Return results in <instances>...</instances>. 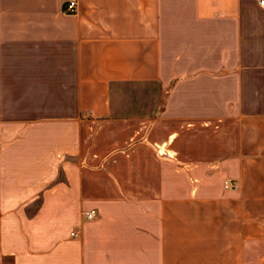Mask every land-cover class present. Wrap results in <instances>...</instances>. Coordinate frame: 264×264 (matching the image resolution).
Wrapping results in <instances>:
<instances>
[{
  "label": "crops",
  "instance_id": "obj_1",
  "mask_svg": "<svg viewBox=\"0 0 264 264\" xmlns=\"http://www.w3.org/2000/svg\"><path fill=\"white\" fill-rule=\"evenodd\" d=\"M69 1L0 0V264H264L259 1Z\"/></svg>",
  "mask_w": 264,
  "mask_h": 264
},
{
  "label": "built area",
  "instance_id": "obj_2",
  "mask_svg": "<svg viewBox=\"0 0 264 264\" xmlns=\"http://www.w3.org/2000/svg\"><path fill=\"white\" fill-rule=\"evenodd\" d=\"M258 1H259L260 5L264 8V0H258ZM75 9H76V2L74 0L69 1L68 6H67V11L72 13L75 11ZM231 186H233V185H231ZM95 215H96V211L94 209L87 212V216L89 218H92Z\"/></svg>",
  "mask_w": 264,
  "mask_h": 264
},
{
  "label": "rangeland",
  "instance_id": "obj_3",
  "mask_svg": "<svg viewBox=\"0 0 264 264\" xmlns=\"http://www.w3.org/2000/svg\"><path fill=\"white\" fill-rule=\"evenodd\" d=\"M153 149H154V150H157L158 148H157V146H153ZM161 150L164 151V148H161ZM178 180H179V181H184L185 179H184V178H179V177H178Z\"/></svg>",
  "mask_w": 264,
  "mask_h": 264
}]
</instances>
